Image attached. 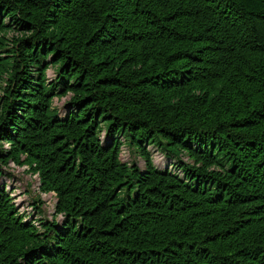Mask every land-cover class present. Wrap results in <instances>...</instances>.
I'll return each instance as SVG.
<instances>
[{
    "label": "trees",
    "instance_id": "trees-1",
    "mask_svg": "<svg viewBox=\"0 0 264 264\" xmlns=\"http://www.w3.org/2000/svg\"><path fill=\"white\" fill-rule=\"evenodd\" d=\"M0 264H264V0H0Z\"/></svg>",
    "mask_w": 264,
    "mask_h": 264
},
{
    "label": "rangeland",
    "instance_id": "rangeland-1",
    "mask_svg": "<svg viewBox=\"0 0 264 264\" xmlns=\"http://www.w3.org/2000/svg\"><path fill=\"white\" fill-rule=\"evenodd\" d=\"M47 74H49L50 77L54 76L55 75L54 68H51L47 72ZM49 76H48V78H50ZM63 99H64L63 100L64 102H68V100H67L68 98L67 99L63 98ZM61 100H62L61 98H58V97L55 98L54 105L63 104L61 102ZM129 152L130 151L127 149V147H123L122 148V157H123L124 161L128 158ZM153 152H154V155H153L152 158H153L154 162L158 166H160V167H169V163L167 162L165 155L161 151H158V150L154 149ZM141 165L143 166V163H141ZM24 182L27 185L29 184V186L32 187V189H33V184L31 182H29L28 179L25 180ZM8 184L13 185V188L16 189V194L14 192L12 194V198H13V201L15 202V204L18 206L19 214L21 216L25 217V218H28V217L32 218L33 209L31 207V205H32V202H33L35 196L32 199V197H30L28 194H26L24 186L21 187L18 183H13V180H11V179L8 181Z\"/></svg>",
    "mask_w": 264,
    "mask_h": 264
},
{
    "label": "built area",
    "instance_id": "built-area-1",
    "mask_svg": "<svg viewBox=\"0 0 264 264\" xmlns=\"http://www.w3.org/2000/svg\"><path fill=\"white\" fill-rule=\"evenodd\" d=\"M63 100L64 99L62 98L61 102L65 103ZM8 170H9L8 173H10L13 176V179H12L13 183H18L21 187L27 186V184H25V182H24L25 180H27L26 172H27L28 168L26 166H20V165H17L15 163H12L9 165ZM34 178H36V176ZM32 184H33V189L36 190L38 194H40L42 200H44L46 202L47 207L51 206V204L53 202L54 194L53 193L43 194V193L39 192V190L36 186H34V183H32ZM10 189L12 190V194L14 192L16 194V189L13 188V185H11V184H10Z\"/></svg>",
    "mask_w": 264,
    "mask_h": 264
}]
</instances>
